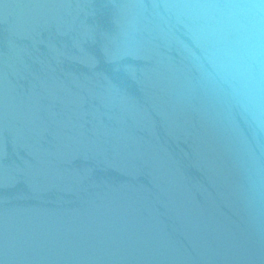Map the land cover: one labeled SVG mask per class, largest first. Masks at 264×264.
Segmentation results:
<instances>
[{
	"label": "water",
	"instance_id": "95a60500",
	"mask_svg": "<svg viewBox=\"0 0 264 264\" xmlns=\"http://www.w3.org/2000/svg\"><path fill=\"white\" fill-rule=\"evenodd\" d=\"M0 264H264V0H0Z\"/></svg>",
	"mask_w": 264,
	"mask_h": 264
}]
</instances>
